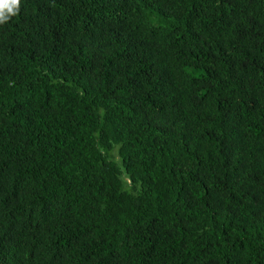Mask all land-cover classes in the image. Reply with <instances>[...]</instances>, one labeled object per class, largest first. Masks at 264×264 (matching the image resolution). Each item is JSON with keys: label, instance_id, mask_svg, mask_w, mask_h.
<instances>
[{"label": "trees", "instance_id": "obj_1", "mask_svg": "<svg viewBox=\"0 0 264 264\" xmlns=\"http://www.w3.org/2000/svg\"><path fill=\"white\" fill-rule=\"evenodd\" d=\"M0 264H264V0H20Z\"/></svg>", "mask_w": 264, "mask_h": 264}, {"label": "clouds", "instance_id": "obj_2", "mask_svg": "<svg viewBox=\"0 0 264 264\" xmlns=\"http://www.w3.org/2000/svg\"><path fill=\"white\" fill-rule=\"evenodd\" d=\"M20 7V0H0V24L15 16Z\"/></svg>", "mask_w": 264, "mask_h": 264}, {"label": "rangeland", "instance_id": "obj_3", "mask_svg": "<svg viewBox=\"0 0 264 264\" xmlns=\"http://www.w3.org/2000/svg\"><path fill=\"white\" fill-rule=\"evenodd\" d=\"M115 161L119 162V158L117 157V155L115 154ZM125 183L127 184V186L129 185V181L126 178H123Z\"/></svg>", "mask_w": 264, "mask_h": 264}]
</instances>
